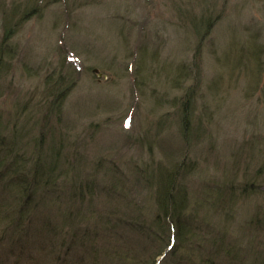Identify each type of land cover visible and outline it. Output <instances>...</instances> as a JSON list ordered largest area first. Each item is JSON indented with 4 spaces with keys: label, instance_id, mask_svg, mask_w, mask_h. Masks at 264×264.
<instances>
[{
    "label": "rangeland",
    "instance_id": "374dc122",
    "mask_svg": "<svg viewBox=\"0 0 264 264\" xmlns=\"http://www.w3.org/2000/svg\"><path fill=\"white\" fill-rule=\"evenodd\" d=\"M0 47V154L56 184L0 229V264H95L65 256L86 230L143 264L248 237L264 264V0H0ZM170 176L185 235L154 219Z\"/></svg>",
    "mask_w": 264,
    "mask_h": 264
},
{
    "label": "trees",
    "instance_id": "16d2710c",
    "mask_svg": "<svg viewBox=\"0 0 264 264\" xmlns=\"http://www.w3.org/2000/svg\"><path fill=\"white\" fill-rule=\"evenodd\" d=\"M206 28L205 31L209 29V25L211 24L210 21L206 20L205 21ZM12 25L11 27L9 26L4 30V37H7L6 40L8 39V34L12 35ZM244 55L248 58L249 61L255 62V65L258 68L259 65V55H260V50L259 47H254L252 49H244L243 50ZM226 54V52H225ZM0 55H2V47H0ZM1 57H0V69H1ZM1 139V137H0ZM1 140H0V148H1ZM11 152H5L4 155L0 154V179L4 180L5 177V184L2 185L1 188V195H4V198L0 202V229H1V235L5 234L7 235L8 229L15 228L19 230H24V226L27 223L28 220L24 219V214L28 212H33L31 210L30 205H34L32 202L34 201L37 203V206L35 207V210L37 208H43V205L50 204L47 195L49 192H47L48 186L51 188L50 191L52 190L53 187L56 186V184H52V182L48 181V178L46 179L47 175L50 172H53L54 169L53 167L47 171V175L45 178L41 179L44 183L43 184H31L27 182L29 179L30 171L23 170L21 172H18L20 169L18 167V170L16 174H13L15 172L14 167L10 165V162L12 159H9ZM52 170V171H51ZM22 173V174H20ZM34 173L32 172L31 175ZM14 177H16V181H14ZM148 177V176H147ZM35 177H31L30 180H34ZM165 184H168L167 186L165 185L164 189H162V196H158L159 198L155 201V205H152V208H156V215L154 219L156 222H159V220H174L173 214L176 217L175 221H178V229L179 227L182 229L183 234H188L189 229L186 227L187 225L185 223H182L180 220V216L178 217L175 213L176 210L180 212L181 207H177L175 204L174 200V195H173V189L172 186L173 181H174V176L165 177ZM172 185V186H171ZM83 186V184H78L76 188H80ZM169 186V187H168ZM45 191L42 189L45 188ZM40 191L42 193H40ZM77 194V193H75ZM161 194V193H160ZM58 194H56L57 196ZM80 196V195H79ZM60 196L56 199H58ZM1 199V198H0ZM15 201H21V203H15ZM135 204H137L135 202ZM75 205V202L73 204ZM139 205V204H138ZM180 205V204H179ZM136 208L139 209L138 206L134 205ZM75 207V206H74ZM69 214H72L71 211L68 212ZM86 218L90 219V216H86ZM69 219V222H72L71 220V215H68L67 217ZM180 229V230H181ZM103 231V230H102ZM0 235V236H1ZM93 233L92 237L91 233H88V230L79 237H75L78 239H81V236L85 239L88 238V241L81 240V242H77L75 240H72L69 242L67 245L66 251H65V256L68 255L70 252L78 253L80 249H84L89 251V254H93V261L95 264L98 263V260L100 258V261L102 260L103 264H143V260L137 257L136 254L133 253V251L129 248H124V247H119V246H113V249H104L102 246L99 245V247H93L92 244H87L90 243L89 238H91V243L98 242L101 240L100 235ZM174 239V234H171L169 236V243L170 247L173 245L175 240L170 242V238ZM74 238V236H72ZM248 239V237H246ZM243 239L241 244L239 246H234L232 247L227 246L224 242L220 240V244L218 245L217 241L215 240L214 243L216 246H214V251L208 250L207 252L203 251H198V249H195L191 251L190 257L192 258L193 264H213L212 263V258L214 260L220 259L221 263L219 264H249L248 261L251 259H255V257L258 256L257 251L251 253L247 248V246L250 243V239L248 240ZM181 240V238H180ZM95 241V242H94ZM183 242V241H182ZM168 246V248H170ZM212 252V255H205V253H210ZM247 253H251L250 257H248ZM177 253V248L173 249L169 254L170 255H175ZM86 253L83 254L85 256ZM165 257V256H164ZM80 258V257H79ZM257 259V258H256ZM99 261V262H100ZM79 262V261H78ZM164 260H159V263H163ZM81 264H88L87 262H82ZM148 264V263H146ZM153 264V263H150ZM156 264V262H155ZM177 264V261L176 263ZM218 264V263H216Z\"/></svg>",
    "mask_w": 264,
    "mask_h": 264
}]
</instances>
